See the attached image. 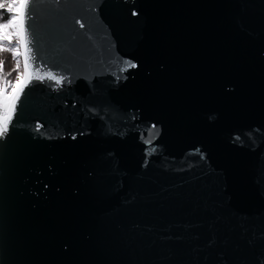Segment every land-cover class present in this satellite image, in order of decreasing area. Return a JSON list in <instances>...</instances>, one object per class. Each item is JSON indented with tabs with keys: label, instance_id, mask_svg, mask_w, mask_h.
Returning a JSON list of instances; mask_svg holds the SVG:
<instances>
[{
	"label": "water",
	"instance_id": "1",
	"mask_svg": "<svg viewBox=\"0 0 264 264\" xmlns=\"http://www.w3.org/2000/svg\"><path fill=\"white\" fill-rule=\"evenodd\" d=\"M25 27L0 264H194L213 213L259 245L264 0H30Z\"/></svg>",
	"mask_w": 264,
	"mask_h": 264
},
{
	"label": "snow or ice",
	"instance_id": "2",
	"mask_svg": "<svg viewBox=\"0 0 264 264\" xmlns=\"http://www.w3.org/2000/svg\"><path fill=\"white\" fill-rule=\"evenodd\" d=\"M30 8V0H0V42L16 41V47L8 49L0 48V51H8L13 57L23 56V71H20L19 59L16 60V71L18 75L15 82L4 79L0 76V141L11 139L9 134L10 126L14 129L13 117L16 112L17 103L20 100L24 88L32 81L35 69L30 64L32 59L29 56L31 49L27 44L26 35V16ZM7 13V18L3 16ZM137 15V13H133ZM77 24L83 28L84 25L77 20ZM130 64V67H136ZM3 69V62L0 61V71ZM47 78L57 85H62L66 77H57L52 73ZM35 79L43 81L45 76L36 74ZM42 127L36 124V129ZM76 137L73 136L72 139ZM214 219L208 226V234L204 237L205 244L202 248L193 249L197 256L194 257V264H235L231 256L232 245H238V239H245L247 244V254L243 264H264V220H261L259 226L260 243L257 245L254 240L247 239L248 228L247 220L233 224L230 220H225L222 215L213 213ZM179 227V225L177 226ZM187 228L200 227L196 225H185ZM151 231V228H149ZM171 239V236L167 237ZM238 238V239H234ZM176 239H181L176 236ZM194 239L199 240L200 236L196 235ZM203 252L202 258L199 253Z\"/></svg>",
	"mask_w": 264,
	"mask_h": 264
},
{
	"label": "trees",
	"instance_id": "3",
	"mask_svg": "<svg viewBox=\"0 0 264 264\" xmlns=\"http://www.w3.org/2000/svg\"><path fill=\"white\" fill-rule=\"evenodd\" d=\"M3 16L7 18V13H3ZM11 47H16V44L9 43L7 41L0 42V48L8 49ZM18 58L13 57V55L8 51H0V61L3 62V69L0 71V76L4 79L15 82L18 72L16 71V60Z\"/></svg>",
	"mask_w": 264,
	"mask_h": 264
},
{
	"label": "rangeland",
	"instance_id": "4",
	"mask_svg": "<svg viewBox=\"0 0 264 264\" xmlns=\"http://www.w3.org/2000/svg\"><path fill=\"white\" fill-rule=\"evenodd\" d=\"M11 43L16 44V41H12ZM18 59H19V63H20V71H23L22 62H21V57H19Z\"/></svg>",
	"mask_w": 264,
	"mask_h": 264
}]
</instances>
